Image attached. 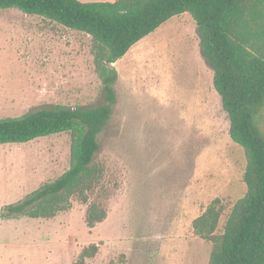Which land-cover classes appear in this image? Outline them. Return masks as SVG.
<instances>
[{
  "label": "rangeland",
  "instance_id": "374dc122",
  "mask_svg": "<svg viewBox=\"0 0 264 264\" xmlns=\"http://www.w3.org/2000/svg\"><path fill=\"white\" fill-rule=\"evenodd\" d=\"M89 34L16 8H0V118L62 104L104 102ZM113 66L116 103L98 134L101 169L87 201L50 218L6 215L69 166L70 134L0 144V264H71L99 245L90 264H208L210 243L191 222L215 198L221 228L246 187L245 156L200 55L196 24L175 15ZM264 113V110H263ZM106 217L89 229L87 206Z\"/></svg>",
  "mask_w": 264,
  "mask_h": 264
},
{
  "label": "trees",
  "instance_id": "16d2710c",
  "mask_svg": "<svg viewBox=\"0 0 264 264\" xmlns=\"http://www.w3.org/2000/svg\"><path fill=\"white\" fill-rule=\"evenodd\" d=\"M0 8H16L89 34L104 96L95 107L55 104L0 118V144L70 134L68 168L21 201L6 205L7 216L50 218L69 208L72 196L87 201L86 192L102 172L92 163L98 134L116 103L118 73L113 63L171 17L187 13L196 24L200 55L213 71L229 137L242 147L246 161L245 193L231 206L221 228L218 222L225 207L219 198L191 226L196 236L210 243L208 264H264V0H0ZM105 217L97 203L87 206L89 229ZM98 249L90 243L71 264H90L88 259Z\"/></svg>",
  "mask_w": 264,
  "mask_h": 264
},
{
  "label": "crops",
  "instance_id": "0c3cea01",
  "mask_svg": "<svg viewBox=\"0 0 264 264\" xmlns=\"http://www.w3.org/2000/svg\"><path fill=\"white\" fill-rule=\"evenodd\" d=\"M80 1H114V0H80Z\"/></svg>",
  "mask_w": 264,
  "mask_h": 264
}]
</instances>
